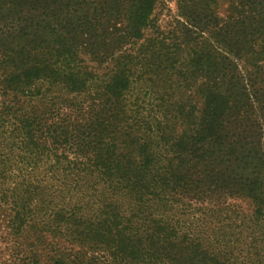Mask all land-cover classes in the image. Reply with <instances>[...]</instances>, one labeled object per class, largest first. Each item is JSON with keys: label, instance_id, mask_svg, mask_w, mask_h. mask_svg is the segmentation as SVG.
<instances>
[{"label": "trees", "instance_id": "16d2710c", "mask_svg": "<svg viewBox=\"0 0 264 264\" xmlns=\"http://www.w3.org/2000/svg\"><path fill=\"white\" fill-rule=\"evenodd\" d=\"M221 1L178 0L166 33L160 0H0V209L22 264H264V0ZM215 197L249 200V226L173 218Z\"/></svg>", "mask_w": 264, "mask_h": 264}, {"label": "rangeland", "instance_id": "374dc122", "mask_svg": "<svg viewBox=\"0 0 264 264\" xmlns=\"http://www.w3.org/2000/svg\"><path fill=\"white\" fill-rule=\"evenodd\" d=\"M177 2L178 0H160L154 13L156 27L160 31L171 33L178 27L177 23L181 21V18ZM218 6L219 16L224 17L229 8L228 2L222 0ZM165 95L167 94H162V97L164 98ZM190 95L191 100H193L192 103L194 102L197 106H201V100L197 97L195 89L191 91ZM175 96L178 98L183 97L179 91L175 92ZM169 97L166 96L165 99L168 100ZM183 98L187 99L185 95ZM140 100L148 101L147 98H140ZM174 100L176 101V99ZM149 110H151V107H149ZM148 114L149 112L145 113V115ZM178 131H180V128ZM56 201L59 204V200ZM181 206L182 209L178 208V210L176 208L173 218L176 221L179 220L185 230H190L193 233L214 232L213 234L216 237L220 236V225H225L222 230L225 232L233 230L226 226V222L247 227L249 226L247 223L253 214L252 203L247 199L235 200L234 202H228L226 205L220 204V197L200 201L185 199ZM7 215L8 211L6 208L0 209V264H22V261L27 258L26 241L9 235V231L6 228ZM101 259H98V264H104Z\"/></svg>", "mask_w": 264, "mask_h": 264}]
</instances>
